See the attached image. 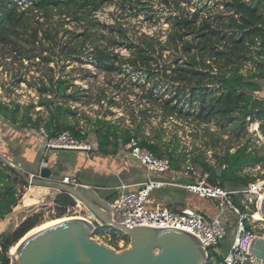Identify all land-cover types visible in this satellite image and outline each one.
<instances>
[{"label": "trees", "instance_id": "trees-1", "mask_svg": "<svg viewBox=\"0 0 264 264\" xmlns=\"http://www.w3.org/2000/svg\"><path fill=\"white\" fill-rule=\"evenodd\" d=\"M173 1L179 8V1ZM106 2L107 0H0V40L19 35L27 21V13L36 10L49 16L57 9L71 15V19L64 21L85 22L79 36L83 38L81 46L85 41L89 46L76 52L79 54L75 56L76 60L86 61L105 72L123 73L131 81L135 74V81L131 83L141 87L142 97L147 102L155 103L161 108L163 118L182 119L191 125V133L196 134L207 133L205 125L210 122L217 127L231 125L236 131L245 132L246 121L248 123L257 118L262 120L260 129L264 134V97L255 94L262 89L264 83V0H223V10L216 19L207 15L199 16V12L206 6L169 15L167 19L173 31L171 36L168 35L167 43L177 46L181 42L183 51L189 55V60L184 64H178V58L174 59L176 65L169 68V72L165 71L166 68L159 70L157 66H151L155 50L153 43L147 42L150 39L145 37L142 43H135L121 25L104 23L94 16ZM21 5L24 7L20 10ZM137 11H141L144 17L153 15V10L144 6ZM185 35H192V39H183ZM101 40L105 43H101ZM118 46L132 53L124 57L119 53ZM25 56L31 57L30 54ZM206 57L213 61L215 67L206 62ZM245 64L251 66L246 73L242 72ZM66 88V82L58 79L48 87L42 86L40 90L79 99L77 92L66 94ZM41 105H46L50 110L44 126L51 136L57 132L69 131L78 140H86L88 131L83 130L82 133L77 123L68 124L64 121V113L75 114L69 106L53 104L50 98L41 102ZM18 107L17 105L11 110L0 102V112L5 116L10 113L14 115ZM32 107L33 105L27 106L28 109ZM148 110L149 108H144L139 113L146 118L149 117L146 114ZM131 117L132 122H135L133 111ZM22 118L35 127H39L41 122L40 117L32 120L27 113ZM85 118L92 122L89 130L95 135L97 153L115 155L121 147H127L130 139L135 138L140 146L146 147L157 157L167 158L172 169L180 170L186 160H189L194 168L207 174L209 183L219 184L229 190L245 187L257 177L242 172L245 166H254L264 161V154L250 150L248 141L233 152L226 149L223 155L216 156L215 163H211L205 154V148L195 146L187 150L176 135L173 136L174 140H162L159 135L151 138L140 133L141 124L134 128L120 127L105 115L94 119L88 116ZM247 118L249 119L246 120ZM217 168H220L219 176ZM96 173L93 180L88 176L84 181L105 187L116 183L114 177ZM261 176L264 177V168ZM118 177L124 179L122 176ZM78 179L81 180L79 177ZM21 185L26 183L17 170L0 160V220L17 205L21 198ZM112 195L113 192L107 198ZM35 201L36 197L33 196L30 203ZM53 203V210L56 211L53 218L43 222L42 212H35L23 219L11 233L0 234V264H10L9 249L32 230L67 215H76L73 207L80 205L76 198L64 192H59ZM219 249H225L223 240Z\"/></svg>", "mask_w": 264, "mask_h": 264}, {"label": "rangeland", "instance_id": "rangeland-1", "mask_svg": "<svg viewBox=\"0 0 264 264\" xmlns=\"http://www.w3.org/2000/svg\"><path fill=\"white\" fill-rule=\"evenodd\" d=\"M178 1L179 8L176 7L173 0L167 2L163 0H107L102 8L97 11V17L104 23L124 27L130 40L135 43H142L145 41V37L150 39L147 42L153 43L155 53L152 56L156 60V62L154 59L150 61L151 66H157L159 70L166 68L165 71L169 72V68L176 65L173 62L174 59L178 58L177 63L184 64L189 60V55L183 51L181 42H178L177 46L167 43L168 35L171 36L173 31L167 19L168 16L206 6L199 12V16L207 15L216 19L219 12L223 10V0ZM132 5L137 7L132 8ZM141 6L152 9V17H144L141 11H137ZM22 7L24 6L21 5L19 9L21 10ZM67 19H71V15L59 12L57 9L53 10L49 16L34 10L27 13V21H25L19 35H12V39L0 40V102L6 104L11 110H14L17 105L19 106L14 115L11 113L8 116L0 114V123H3L6 128L10 127L9 132H12V134L8 133V148L14 155L16 152L17 156L16 159H5L0 155V159L6 160L10 167L25 173L30 178H34L32 175L39 172L45 159H48V162L44 165L51 167L55 163L59 165V162L65 161V158L72 160V164L76 166L79 155L85 151L82 149L79 151L57 148L46 149L43 144L36 157L31 161L22 160L23 157L26 158L20 154L23 150L15 151L18 144L23 143L22 139L27 140L25 136L21 135V132L27 133L34 128L29 121L22 118L25 113L32 120L37 116L40 117V125L42 126L48 120L50 110L46 105H41V102H44L47 98H50L53 104L58 103L63 107L69 106L74 110L75 114L64 113L63 119L68 124L77 123L79 128L88 131L86 141L90 143H96V139L94 133L89 130L92 122L85 117L88 116L94 119L105 115L107 119L113 120L120 127L134 128L137 124H141L140 133L144 136L155 138L156 135H159L162 140H174L173 136L176 135L187 150L195 146L205 148V154L211 163H215L216 156L223 155L226 149L229 148L233 152L235 148L247 141L250 150L264 154V134L260 129L262 120L255 118L248 123L246 121V124H244L245 132L236 131L231 125L217 127L213 122H210L205 125L208 128L207 133H191V125L186 124L182 119L163 118L161 108L155 103L147 102L142 97L141 87L131 83L135 81V74L132 78L133 81H131L123 73L105 72L94 68L86 61L76 60L75 56L79 55L76 52L89 46L87 41L81 46L83 38L79 36L84 29L85 22L83 20L78 23L72 20L70 22L64 21ZM198 21H200V18H198ZM183 39L191 40L192 35H185ZM100 42L105 43L104 40ZM70 46L72 49H70ZM117 48L124 57L132 53V51H128L122 46ZM88 50L90 49L88 48ZM193 51H191V54ZM25 54H30L31 57H26ZM205 59L207 60L208 57ZM206 62L215 67L211 59ZM249 69H251V66L245 64L242 67V72L246 73ZM58 79L66 82V94L73 92L76 94L77 92L76 95L79 99L74 100L71 97L57 96L51 91L43 92L40 90L42 86L48 87ZM255 94L264 97V83L262 89L255 92ZM30 105H33V107L28 109L27 106ZM144 108H149L146 112L149 117L144 118L139 113ZM131 111L136 116L135 122H132ZM110 112L112 113L110 114ZM24 126L27 130L24 129ZM209 132L214 134L211 135ZM56 155L59 157L58 161ZM82 156L84 162L97 160L96 158H98L95 150L88 153L84 152ZM122 157H114L115 159L112 160L106 158L104 162H98L99 166L96 165L95 167L104 176L114 177L117 183L118 176H122L121 173L126 170L122 169ZM60 158L61 160H59ZM134 163L131 160L130 165L136 170ZM114 167H117V169L115 170ZM263 168L264 161L254 166H245L242 172L247 173L251 170L257 175H262ZM196 169L200 171L199 168ZM76 173H78L76 177L82 179L86 177H83V174H88L92 178L96 177L97 174L94 166H88L87 168L79 166L78 170H75ZM124 180L129 181V178L127 177ZM116 183L114 182V185ZM43 188L28 184L19 186L21 198L17 205L13 207L11 213L0 220V234L11 233L23 219L35 212H42L43 222L55 216L56 211L53 210V200L59 192L52 188L46 187V190ZM98 192L101 196L107 198L112 193V189H99ZM33 196L36 197V201L30 203ZM183 196L190 198L197 210L207 213L210 217L216 214L213 200L187 194L181 188L163 187L154 189L151 193V198L155 202L160 201L162 203H167L171 197L181 199ZM262 218L264 219V216ZM262 218L259 220H262ZM261 222L264 223V221ZM232 229L233 225H228L227 236L223 239L224 251L229 247ZM113 231H116L115 235L121 237L125 235L119 230ZM116 241L113 240L112 246L117 251L125 249L130 243L127 236H124L123 245H119Z\"/></svg>", "mask_w": 264, "mask_h": 264}, {"label": "built area", "instance_id": "built-area-1", "mask_svg": "<svg viewBox=\"0 0 264 264\" xmlns=\"http://www.w3.org/2000/svg\"><path fill=\"white\" fill-rule=\"evenodd\" d=\"M94 16L97 17V12ZM80 130L83 133V128L80 127ZM38 131L46 149L81 148L86 153L96 150L95 143L78 140L69 131L57 132L51 136L41 125ZM126 148L127 155L135 162L142 177L134 181L118 177L115 185L105 188L112 189L116 195V199L110 203L114 220L129 228L146 225L175 227L187 231L201 241L207 255L205 264H262L250 253L249 247L255 237H264V223L261 222L264 219H255L253 216L255 212L261 213L264 177L250 170L248 174L257 176L254 180L245 187L229 190L219 184L209 183L207 174L194 168L189 160H186L184 170L178 172L171 168L167 158L157 157L146 147L140 146L135 138L130 139ZM43 166L44 163L40 169ZM35 176H39V172L32 175ZM182 176L186 181H181ZM60 181L73 187L83 184L67 175ZM163 187L181 188L190 195L213 200L217 212L210 217L191 207L176 208L155 202L151 198L152 191ZM73 212L77 216L93 220L95 228L91 237L96 241L113 247V240H117L119 245H123L125 235L123 237L115 235L116 231L95 219L82 203L73 207ZM230 224L233 225L230 244L227 250L221 251L219 244L227 236Z\"/></svg>", "mask_w": 264, "mask_h": 264}, {"label": "water", "instance_id": "water-1", "mask_svg": "<svg viewBox=\"0 0 264 264\" xmlns=\"http://www.w3.org/2000/svg\"><path fill=\"white\" fill-rule=\"evenodd\" d=\"M79 151L81 148H62ZM1 160V159H0ZM2 161V160H1ZM9 164L7 161H2ZM48 159H45V164ZM17 170V169H16ZM28 185L48 187L64 192L85 205L95 219L119 230L129 238V246L117 251L91 237L93 220L76 216L52 223L24 236L18 242L10 264H205L207 255L195 235L175 227H152L138 225L132 228L112 217L110 203L113 194L105 198L98 192L106 187L98 184L72 186L60 181V173L54 167L44 165L39 176L28 177L17 170ZM220 175V168L216 169ZM264 216V199L261 204ZM10 251V249H9ZM250 253L264 264V237H255L249 247Z\"/></svg>", "mask_w": 264, "mask_h": 264}, {"label": "crops", "instance_id": "crops-1", "mask_svg": "<svg viewBox=\"0 0 264 264\" xmlns=\"http://www.w3.org/2000/svg\"><path fill=\"white\" fill-rule=\"evenodd\" d=\"M0 114L5 116L1 112H0ZM0 124H1L0 125V155L2 157H5V159H16V157H17L16 156V152H15V155H14L11 152V150L8 148V140H9L8 133L12 134V132H9L11 129H10V127L6 128L3 123H0ZM39 126H40V124H39ZM33 127L34 128L30 129V131H28L27 133L21 132V135L25 136L27 140H23L22 139L23 143L22 144H18V146L15 148V151L16 150H23L20 154L22 156H25L26 158L23 157L22 160L31 161L32 159H34L36 157L38 150H40L43 147V138H42L41 134L38 131V127H35V126H33ZM24 129L27 130L25 128V126H24ZM45 129H46V127H45ZM80 152H82V151H80ZM84 152L85 151H83L82 153H84ZM127 152H128V150L125 147H121L120 150L118 151V153H116L115 155H103V154H100V153L96 152L98 154V158H96L97 160H92V161L87 160L85 162L83 160L84 158H83L82 153H81V155H79L80 157L78 158V163H77L76 166L72 164V160L65 158V161H63V160L60 161L59 165H56V163H55L53 165V167L55 168V170L57 172L60 173L61 178L63 176H65V175H67V176H70V177H73V178L77 179L79 181V183L93 184V183H89V182L84 181V180L87 179L88 174H83V177L84 176H86V177H84L83 179L79 177L81 179V180H79L78 177H76L78 173L75 174V170H78L79 166H81L83 168H85V167L87 168L88 166H94L96 172H99L96 169L97 167H95L96 165L99 166L98 162H104V160H106V158L108 160H112V159H115L117 157L121 158V156H123L122 157V161H121V164H123L122 169H126L127 172H126V170H124L121 173V175L124 176L125 178L128 177L129 181L140 180L141 177H142L141 176V171L136 167L137 165L135 163H134V165L136 167V170H134L133 166L130 165V162H131L132 158H130L129 155H127ZM56 157H57V161H58L59 157L57 155H56ZM126 157H128V160L125 159ZM80 159H82V160L80 161ZM59 160H61V158ZM2 161H6V160H2ZM132 162H133V160H132ZM126 163H129V164L126 165ZM184 165L182 166V168L180 170H178V172L183 171ZM114 166H116V165H114ZM114 169L116 170L117 167H114ZM81 177H82V175H81ZM90 178L92 180L94 179L92 177H90ZM181 180L186 181V178L182 176ZM159 203H162V202L159 201ZM162 204L169 205L171 207H176V208L191 207V208L196 209L194 207V204L192 203L191 199L186 197V196H183V198H181V199H178L177 197L176 198L175 197H171L167 203L163 202Z\"/></svg>", "mask_w": 264, "mask_h": 264}, {"label": "bare ground", "instance_id": "bare-ground-1", "mask_svg": "<svg viewBox=\"0 0 264 264\" xmlns=\"http://www.w3.org/2000/svg\"><path fill=\"white\" fill-rule=\"evenodd\" d=\"M44 188H46V187H44ZM32 189H33V188H32ZM253 216H254L255 219H261V218H262V214H261L260 212H255ZM75 217H76V216H67V217H64V218H61V219H56V220H53V221L47 222V223H45V224H43V225H41V226L35 228L34 230H32V231H31L30 233H28L27 235L31 234L32 232H35L36 230H38V229H40V228H43V227H45V226H47V225H50V224H52V223L59 222V221H62V220L68 219V218H75ZM27 235H26V236H27ZM23 238H24V237H23ZM23 238H22V239H23ZM22 239H21V240H22ZM19 242H20V241H19ZM17 244H18V243H17ZM17 244H16L14 247H12V248L10 249V251H9L10 254H14Z\"/></svg>", "mask_w": 264, "mask_h": 264}]
</instances>
